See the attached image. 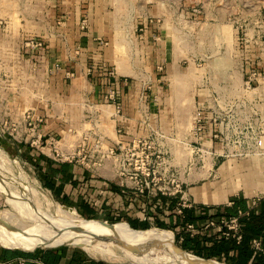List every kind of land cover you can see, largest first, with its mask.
<instances>
[{"label":"rangeland","instance_id":"374dc122","mask_svg":"<svg viewBox=\"0 0 264 264\" xmlns=\"http://www.w3.org/2000/svg\"><path fill=\"white\" fill-rule=\"evenodd\" d=\"M66 3L70 2L0 0V214L6 222L5 229L13 232L22 230L19 227L21 215L13 207L17 205L48 216L56 211V205H61L74 208L92 224L126 222L130 225L125 219L87 215L54 198L43 181L42 160L45 158L14 129L16 120L10 111L17 116L20 101L32 98V92L21 87L24 81L31 80V76L22 78L23 60H27L25 57L33 47L44 46L41 36L45 27L52 23L51 19L58 21L65 15ZM86 4L91 10L83 13L80 26L86 18L85 28L88 27L92 12L103 15L110 29L105 41L111 45L114 56V63H106L118 78H126L129 83H144L150 74V59L143 51L147 27L159 32L157 35H162L168 43L174 63L165 94L173 103L168 115L164 113L166 108H161L163 117L169 119L157 116L153 130L138 137L152 152L158 176L165 175L167 166L169 176L173 174L180 179L184 187L208 176L212 161L208 146L202 145L201 131L195 129L196 115L204 126H208V120L216 124V141L225 150L222 156H233L235 162L245 164L242 179L251 177L256 181L264 176V0H87ZM38 42L41 45H36ZM27 108L30 107L24 104L21 112ZM85 133L91 135L85 159L87 165L96 171L99 168L101 174L118 182V167H114L113 160L90 152L98 136H102L104 145L108 144L106 138L94 128H89L82 136ZM92 134L97 138L93 139ZM179 156L182 161H178ZM193 166L197 170H192L195 175L188 180ZM219 170L215 178L221 183L224 178ZM262 194L256 187L251 189L250 195L261 197ZM11 195L13 200H9ZM24 222L30 221L25 219ZM151 227L160 226L152 221ZM160 228L171 232L175 243L182 247L174 230ZM99 242L114 253L115 260L102 259L108 264H141L133 261L138 257L166 260L161 248L152 240L117 241L112 237L104 240L96 237L88 244ZM59 246L84 251L65 240L38 250ZM202 257L215 263L231 264L222 256Z\"/></svg>","mask_w":264,"mask_h":264},{"label":"crops","instance_id":"0c3cea01","mask_svg":"<svg viewBox=\"0 0 264 264\" xmlns=\"http://www.w3.org/2000/svg\"><path fill=\"white\" fill-rule=\"evenodd\" d=\"M68 2L70 3H66L64 8L65 15L60 16L58 21L55 18L51 19L52 23L45 27L41 36L44 39V46L33 47L31 53L25 57L27 60H23L21 77L24 80L31 76V80L28 79L26 83L24 81L21 87L23 90H30L32 98L30 101H20L21 106L16 107L18 115L15 116L13 111H10L11 117L18 120L26 110H31L35 117L41 116L43 118L41 127L57 136L61 148L65 150L77 146L83 132L89 128L98 129L108 144L118 141L130 142L134 138L148 135L154 128L157 116L163 119L164 113H169L168 108L173 103L165 94L174 63L168 51V43L162 39V35H157L159 32L146 28L143 51L150 59V74L144 83L141 81L129 83L126 78H115V87L120 94L119 102L122 105L121 114H116L114 104L105 103L103 100L104 95L114 86L109 85L106 71L99 67L102 62L114 63L112 47L105 41L110 32L109 24L101 13L92 12L89 14L88 27L82 28L80 18L84 12L89 13L91 10L86 4L87 0ZM29 58L32 59L31 62L28 61ZM159 65L163 66L162 70ZM90 67L91 73L88 70ZM119 74L124 75L122 72ZM24 104L30 108L21 112ZM161 107L166 108L167 112ZM88 116H91V119H88ZM164 119L169 118L166 116ZM207 122L208 126H205L200 139L202 145L208 146L207 153L211 158L212 168L202 181L185 184L186 192L194 202L191 210L194 217L201 219L215 213L218 208L231 206L233 203L230 202L235 198L245 199L249 207L250 199L253 197L250 193L254 187L263 192L260 202L254 209L257 214H262L264 176L256 181L251 177L242 179L241 172L246 169L245 164H238L233 156H222L225 150L214 136L218 128L211 120ZM106 129L110 130V133H107ZM37 154L45 158L42 160L43 181L54 198L75 206L87 215L125 219L129 222L134 219L141 224L146 219L153 221L152 212L157 204L163 208L158 215L159 218L165 219V214L169 212L166 206L168 197L161 194H140L135 189L121 187L116 181L101 174L99 168L96 171L80 162L56 161L55 166L59 168L53 173H46L47 159H53L40 152ZM178 161H182L180 156ZM195 166L190 168L188 180L195 175L192 171L197 170ZM216 170L223 172L224 181L221 183L215 178L218 175ZM199 236L203 239L214 237L208 233H200ZM212 244L211 239L206 240L204 250L208 251L207 246ZM3 246L0 244V257L23 256L27 259L26 264H108L86 251L67 246L36 251L22 250L27 254L14 256H5L2 252L5 248ZM228 253V255L222 253L221 256L234 264L238 250L232 248ZM252 258L253 256L247 264H251Z\"/></svg>","mask_w":264,"mask_h":264},{"label":"built area","instance_id":"2783aa9c","mask_svg":"<svg viewBox=\"0 0 264 264\" xmlns=\"http://www.w3.org/2000/svg\"><path fill=\"white\" fill-rule=\"evenodd\" d=\"M87 25V19H83L81 27L85 28ZM36 45H41L38 42ZM109 78V85L112 88L108 91L103 100L106 103H113L116 114H121L122 105L119 102L118 89L115 87V74L110 70L106 62H102L101 66ZM160 70L163 69L162 65H159ZM89 73L92 72V67L89 69ZM264 73V72H263ZM199 114V113H198ZM43 118L36 116L31 110H26L22 116L15 121V130L20 133L21 139L27 142L33 149L46 155L47 157L59 161V162H80L87 165L85 159L87 157L88 145L91 135L85 133L75 147L68 148V150L62 149L59 142L60 139L52 133L46 132L41 123ZM195 129L203 132L205 128L202 124V120L199 115L194 118ZM72 131V129H69ZM121 131V130H119ZM216 137L217 134H214ZM92 138H97V135L92 134ZM102 136H98L90 152H98L102 154V157L112 159L114 167L120 176L117 182L121 187L128 189H135L140 194H161L168 198L175 200V211L178 215H185V209L192 208L194 202L187 194L183 182L177 179L173 174L169 176L168 167L165 168V175L158 176V167L152 159V152L149 148L142 145L141 138H134L130 142L118 141L113 144L104 145L101 142ZM232 154V152H231ZM106 160L105 158H103ZM88 166V165H87ZM204 167V164L202 165ZM261 197L256 195L250 199L249 207L242 210L238 209L235 215H221L218 218H209L205 222L196 225L194 223H187L185 231L191 236L198 235L200 233L214 234L224 239L234 240L237 244L243 239V231L241 218L249 217L252 210L256 208L260 202ZM233 202H230L232 204ZM183 240V237H180ZM251 247L253 249V257L259 253L264 254V239L263 237H254L251 240ZM27 259L23 256H16L13 258L0 257V264H26Z\"/></svg>","mask_w":264,"mask_h":264},{"label":"bare ground","instance_id":"6f19581e","mask_svg":"<svg viewBox=\"0 0 264 264\" xmlns=\"http://www.w3.org/2000/svg\"><path fill=\"white\" fill-rule=\"evenodd\" d=\"M9 191L11 194L12 190L10 188ZM9 200H13L12 195ZM13 207L21 215L19 227L22 230L16 232L6 230V222L0 214V243L4 246L38 250V248L53 247L58 245L60 241L65 240L79 245L93 257L115 260L113 251L107 245L100 242L90 245L88 242L96 237L103 240L112 237L117 241L152 240L161 248V255L163 257L165 255V262L159 261L158 258L151 261L142 257L133 258V261L141 264H223L207 261L186 250H180L175 243L174 235L160 227H151L144 230L133 228L126 222L92 224L78 214L74 208L61 205L55 206L59 214L55 211L51 216L39 211L35 212L32 209L28 210L20 205ZM22 217L30 222L25 223V219L23 220Z\"/></svg>","mask_w":264,"mask_h":264},{"label":"trees","instance_id":"16d2710c","mask_svg":"<svg viewBox=\"0 0 264 264\" xmlns=\"http://www.w3.org/2000/svg\"><path fill=\"white\" fill-rule=\"evenodd\" d=\"M57 162L53 160L47 159V170L46 173H53L59 167L55 166ZM167 212L166 218H159V214L163 208L157 204L152 212L154 216L153 221L160 227L169 228L176 232L180 245L189 251H194L199 256H207V257H221L222 253L228 255L229 250L232 248H236L238 250V256L236 262L234 264H247L251 257L253 256V249L250 244L252 238L254 237H263L264 239V212L262 214H257L254 210L251 211L249 217L241 218L242 231H243V239L240 243H236L234 240L224 239L214 234V237H206L205 239H211L213 244L207 246L208 251L204 250L205 247V239L200 238L199 234L195 236H191L189 233L185 231V226L187 223H194L199 225L205 222L209 218H218L221 215H235L237 214L238 209L245 210L247 209V202L245 199L235 198L233 200V204L231 206H225L223 208H218L215 213H212L208 216H204L201 219H197L194 217L192 208L185 209V215L180 216L175 211V200L169 198L168 203H166ZM150 220L146 219L144 223L138 224L136 220H130V225L136 229H146L150 226ZM183 237V240H180V237ZM204 243V244H203ZM3 254L5 256L9 255H17V254H27L26 252L19 249H11V248H3ZM251 264H264V254L255 255Z\"/></svg>","mask_w":264,"mask_h":264},{"label":"water","instance_id":"95a60500","mask_svg":"<svg viewBox=\"0 0 264 264\" xmlns=\"http://www.w3.org/2000/svg\"><path fill=\"white\" fill-rule=\"evenodd\" d=\"M147 229V228H146ZM1 244V243H0ZM2 245V244H1ZM3 246V245H2ZM3 247H5V248H11V249H22V250H25V249H23V248H20V247H8V246H3ZM178 248L180 249V250H182V251H184L185 249H183L182 247H180V246H178ZM195 256H197V257H199V258H201V259H204V260H207V261H211V259H208V258H204V257H202V256H199V255H195Z\"/></svg>","mask_w":264,"mask_h":264}]
</instances>
